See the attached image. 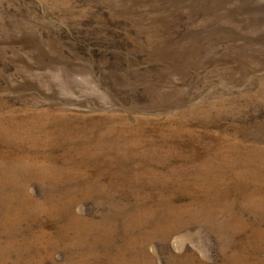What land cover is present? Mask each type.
Returning <instances> with one entry per match:
<instances>
[{"label": "rangeland", "instance_id": "rangeland-1", "mask_svg": "<svg viewBox=\"0 0 264 264\" xmlns=\"http://www.w3.org/2000/svg\"><path fill=\"white\" fill-rule=\"evenodd\" d=\"M0 264H264V0H0Z\"/></svg>", "mask_w": 264, "mask_h": 264}]
</instances>
